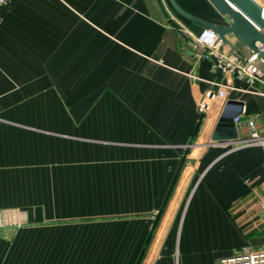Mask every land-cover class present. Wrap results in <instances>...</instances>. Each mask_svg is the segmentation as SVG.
Returning a JSON list of instances; mask_svg holds the SVG:
<instances>
[{
	"label": "crops",
	"instance_id": "obj_1",
	"mask_svg": "<svg viewBox=\"0 0 264 264\" xmlns=\"http://www.w3.org/2000/svg\"><path fill=\"white\" fill-rule=\"evenodd\" d=\"M174 1L227 24L207 0ZM201 28L168 0L0 6V264H214L264 247V152L240 142L251 116L264 133V95L206 98ZM223 108L236 139L206 143Z\"/></svg>",
	"mask_w": 264,
	"mask_h": 264
},
{
	"label": "built area",
	"instance_id": "obj_2",
	"mask_svg": "<svg viewBox=\"0 0 264 264\" xmlns=\"http://www.w3.org/2000/svg\"><path fill=\"white\" fill-rule=\"evenodd\" d=\"M8 0H0V6ZM261 7V15L264 19V0H255ZM194 41L203 48V57L211 58V69L219 68L222 79L213 82L214 90L211 97H208L209 91L205 93L206 98L223 100L229 89L239 88L244 84V88L252 91H258L264 95V71L261 68L262 62L254 52H248L246 55L229 53L227 47L222 46L216 34L207 28H201ZM203 106V105H202ZM206 109V105L203 106ZM202 107V108H203ZM243 109L241 108V112ZM234 122L238 117L233 118ZM247 136L241 139L242 143H254L261 147L264 152V133L255 124V116L245 119ZM260 214L264 217V193L257 200ZM3 221L0 213V227ZM214 264H264V247L259 249L239 250L227 256L219 258Z\"/></svg>",
	"mask_w": 264,
	"mask_h": 264
},
{
	"label": "water",
	"instance_id": "obj_3",
	"mask_svg": "<svg viewBox=\"0 0 264 264\" xmlns=\"http://www.w3.org/2000/svg\"><path fill=\"white\" fill-rule=\"evenodd\" d=\"M212 7L222 16L227 18V24H213L209 22H203L196 20L191 15L183 11L174 0H168L171 7L182 17L189 19L193 22H197L203 28L212 30L222 46L227 47L229 53H233L234 48L231 42L225 35H229L240 42L249 52L257 54L258 58L264 64V19L261 15V7L255 0H207ZM221 70L217 68V78ZM245 87V86H244ZM214 90V85L210 88L208 97H211ZM226 103V102H225ZM224 104V103H223ZM205 107L200 111L198 120L195 125V131L202 121ZM233 114L228 113L224 108L216 115L209 137L206 143L234 141L236 139L235 124L233 122ZM191 144V143H189ZM181 158L171 180L170 186L165 194L163 202L156 212V217L160 213L172 184L177 176L178 170L182 163ZM156 218L151 226V230L148 232L144 244L147 243L151 231L155 225ZM140 257V255H139Z\"/></svg>",
	"mask_w": 264,
	"mask_h": 264
},
{
	"label": "rangeland",
	"instance_id": "obj_4",
	"mask_svg": "<svg viewBox=\"0 0 264 264\" xmlns=\"http://www.w3.org/2000/svg\"><path fill=\"white\" fill-rule=\"evenodd\" d=\"M261 2L263 1V0H260Z\"/></svg>",
	"mask_w": 264,
	"mask_h": 264
},
{
	"label": "bare ground",
	"instance_id": "obj_5",
	"mask_svg": "<svg viewBox=\"0 0 264 264\" xmlns=\"http://www.w3.org/2000/svg\"><path fill=\"white\" fill-rule=\"evenodd\" d=\"M263 16H264V14H263Z\"/></svg>",
	"mask_w": 264,
	"mask_h": 264
}]
</instances>
